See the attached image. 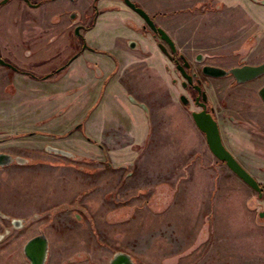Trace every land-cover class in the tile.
Returning a JSON list of instances; mask_svg holds the SVG:
<instances>
[{
    "label": "rangeland",
    "instance_id": "1",
    "mask_svg": "<svg viewBox=\"0 0 264 264\" xmlns=\"http://www.w3.org/2000/svg\"><path fill=\"white\" fill-rule=\"evenodd\" d=\"M51 34L45 32L38 45L47 44L53 52L57 42L50 41ZM27 41L23 40L27 45L20 46L18 55L0 38V45H6L2 55L19 64L22 56L25 70L31 69L39 77L52 71L34 66L38 57L32 42ZM28 50L34 54H27ZM197 53L189 54L193 62ZM209 54L203 55L212 62ZM236 58L240 63L255 60L240 53ZM169 65L165 69L159 64L155 71L142 66L119 69L108 78L105 95L98 102L95 99L103 85L102 75L94 81L89 101L71 102L80 96L82 86L73 92L75 87L58 84L52 78L36 80L0 66V83L9 77L18 83L10 99L0 100V150L28 159L24 165L0 168V209L4 212L0 216V264H30L24 246L40 234L50 242L47 264H110L117 252L128 253L134 264H213L202 263L198 251L210 241L214 221L236 225L249 220L244 214L245 201L240 199L238 208L234 204L237 195L232 193L231 204L228 198H217L222 194L217 189L229 183L238 191L244 188L252 220H264L261 196L242 180L235 183L236 175L212 153L191 114L198 108L180 101L184 78L174 64ZM196 66L194 63V70ZM217 83L220 111L227 117V99L233 98L237 85L230 76ZM104 106L133 115L122 117L110 112L105 116L98 113ZM90 107L93 110L86 118L83 113ZM77 124L81 126L76 128ZM47 146L75 156L56 154ZM38 164L53 165L55 170L45 174L51 180L64 178L59 166L75 170L79 173L73 175L78 180L77 193L47 198L54 194V183L44 180ZM218 176L221 181L215 187ZM207 193L212 194L210 205L196 207L199 195L201 199ZM44 200H51L49 206L33 209ZM67 201V209H60ZM12 219L20 220L21 225L13 224ZM188 220L193 228L185 240L180 226L188 225ZM137 228L139 235L134 236Z\"/></svg>",
    "mask_w": 264,
    "mask_h": 264
},
{
    "label": "flooded vegetation",
    "instance_id": "2",
    "mask_svg": "<svg viewBox=\"0 0 264 264\" xmlns=\"http://www.w3.org/2000/svg\"><path fill=\"white\" fill-rule=\"evenodd\" d=\"M88 11L92 15L88 16ZM0 19V38L10 44L11 51L14 50L19 55L20 46L27 45L23 40L28 39L27 43L32 42L38 57L35 58L38 64L34 66L52 71L39 77L31 69L25 70L22 56L20 65L2 55L6 52V45H0V66L36 80L52 78L58 84L75 87L73 92L82 86L80 96L71 102L79 99L89 101L90 90L94 91L98 75H102L103 85L97 91V97L93 94L97 102L105 95L108 78L119 69L131 67V70H135L142 66L155 71L159 69V64L165 69L170 67L169 64H174L184 78L181 81L184 93L179 97L181 103L187 107L192 103L198 108L196 111L210 113L218 122L220 132L222 101L217 82L230 76L233 84L237 85L233 98H241L239 105L242 106V113L249 115V120L245 123L258 134L259 137H255L262 140V115L260 120L255 116L250 118L252 105L249 97L255 94L264 105V99L260 95V90L264 87V73L252 80L238 82L231 73L212 76L205 73L204 67L215 66L230 70L243 65L258 66L264 63V0H0ZM45 32L52 33L50 41L57 42L53 52L48 50L47 44L38 45ZM196 50V62H193L189 54ZM26 53L32 55L34 51L28 50ZM204 53L212 54V62L206 59ZM239 53L247 54L255 60L236 62ZM194 63L198 65L196 70ZM182 69L191 76V80L184 75ZM5 81L0 83V100L10 99L17 92L15 87L18 83H13L10 77ZM242 85H246L245 88ZM109 95L106 94L107 99L110 98ZM182 95L186 96V103L182 100ZM230 99H227V119L232 125L235 124L234 121L242 124V119H238L235 111H232ZM104 107L98 113L105 116L110 112L118 113L122 117L128 113L133 115L128 110L120 112L118 109ZM92 110L93 107L88 108L83 116L87 118ZM259 112L261 111L258 110ZM81 124H77L76 128ZM49 147H46L48 151ZM2 154H8L10 162L0 165V168L28 163V159L20 155L0 150V155ZM0 160H3L2 156ZM255 179L263 187L262 193L248 186L264 198V181ZM0 216H4L1 209ZM16 220L18 219H12L11 222L16 225Z\"/></svg>",
    "mask_w": 264,
    "mask_h": 264
},
{
    "label": "crops",
    "instance_id": "3",
    "mask_svg": "<svg viewBox=\"0 0 264 264\" xmlns=\"http://www.w3.org/2000/svg\"><path fill=\"white\" fill-rule=\"evenodd\" d=\"M230 101H232V107H231L232 111H235L234 113L238 119H242L241 120L242 124H239V122L234 121L235 124L232 125L230 121L227 119V117L223 116L220 113V118H221L220 127H221V136L223 142L226 145V147L230 150V152L239 160V162L251 174H253L258 180L264 181V105L255 94H252L249 97V101L251 102L250 104L252 105V108H250L251 109L250 113H252L250 115V118L252 116L259 118V120L262 118L261 128L263 131L261 132L260 135L262 136L261 138L262 140L259 141L258 138L255 137V135L258 136V134L249 126H247V124L245 123L246 120H249L248 118L249 115L246 116L244 112L242 113L243 111V109L241 108L242 106L239 105V101L241 102V98H237V99L231 98ZM258 110H260L261 112L258 113ZM240 111L241 113H239ZM60 167H62V169H60ZM37 169L43 172L44 180L54 183L53 186L54 194L53 196L52 194L51 195L49 194L48 196L50 197L47 198L52 199L54 196L56 198L57 197L67 198V196L71 197L77 193L76 184H78L77 183L78 180L77 178L75 179L73 175H77L79 173H76L75 170L66 169V166H59L58 169H60V171L63 172V174L60 175H62L61 177L64 176V178L59 177L51 180V179H46L45 174H48L55 170L53 165L38 164ZM229 170L233 172L230 168ZM233 173L236 175L237 178L235 180L233 179V181L235 183L240 184V181L238 180H242V179L235 172ZM218 178H219V182L217 181L218 184L215 187H219L221 177L218 176ZM80 180H83L85 182L84 178H81ZM244 184L248 186L246 182H244ZM217 190L222 192V194L218 195L217 198L220 196L219 198L223 197V198H228L227 200H229L232 193L237 195L236 196L237 202L234 201V204L236 205L237 208L240 199L243 202L245 201L244 214L247 216L249 215V220L246 222H238L236 225L214 221V223L212 224V235L210 241L208 242V244H206V247L203 246V248L200 251H198L200 252L199 254L200 261H202V263L205 262L208 263L211 261L213 264H226L227 262L228 263L230 262L232 264H237V263L251 264L252 262L255 261L258 264H261L264 261V220L261 221L260 223H257L252 220L253 211L248 204L247 194L245 196V193L243 192L244 191L243 187H242V191H238L229 183L227 186L223 185L222 190L220 187ZM211 196L212 194L209 195L207 193V196H204V198L200 199L201 196L199 195L197 202L198 205L196 207L209 206L212 200ZM261 199L264 201V198L261 197ZM39 203L40 204H38L37 206L35 204L34 205L35 207L33 209L35 208H38L40 210L44 209L46 206H49L51 200L48 201L44 200ZM67 203L70 202L67 201L61 203L60 209L61 208L67 209L68 207ZM229 206L230 205L228 204L227 210H229ZM33 209H31V211ZM193 209L194 211H196L195 208ZM194 213H196L197 216L199 214V209L197 212ZM216 220H217V216H216ZM187 224L188 225L180 226V231L182 232L183 237L185 236V240H188L187 236L189 235V231L192 230L193 228V226L189 224V220ZM200 225L202 226L201 222ZM174 227L173 229H177V230L179 229L177 227L175 228ZM136 230L134 236L139 235L138 234L139 229L137 228ZM183 242L186 243V241ZM152 243L154 244V241ZM152 243L150 244V248L152 246ZM49 247H50V242H49Z\"/></svg>",
    "mask_w": 264,
    "mask_h": 264
},
{
    "label": "water",
    "instance_id": "4",
    "mask_svg": "<svg viewBox=\"0 0 264 264\" xmlns=\"http://www.w3.org/2000/svg\"><path fill=\"white\" fill-rule=\"evenodd\" d=\"M205 73L212 76H225L229 73L233 74L238 82H246L252 80L264 73V63L258 66L254 65H243L240 67H234L230 70H225L223 68L215 66H205ZM184 75L191 80V76L188 75L184 69H182ZM260 95L264 99V87L260 90ZM182 100L186 103V96L182 95ZM196 125L202 130L206 135V140L208 146L212 153L222 160L226 165L235 172L244 182L250 185L252 188L256 189L258 192L262 193L263 187L255 179V177L235 158V156L228 150L222 140L220 128L218 122L214 120L210 113L206 111H194L193 113ZM50 151L66 155L69 157L74 156V154L68 150L49 147ZM3 160H0V165H6L10 162V156L8 154H2ZM261 216L264 212L260 213ZM16 225H19L20 220L14 221ZM24 252L28 257L30 264H46L48 254H49V241L48 238L40 234L29 239L25 246ZM132 257L125 253H117L111 260L110 264H132Z\"/></svg>",
    "mask_w": 264,
    "mask_h": 264
}]
</instances>
